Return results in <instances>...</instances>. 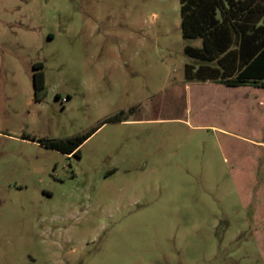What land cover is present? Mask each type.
<instances>
[{
  "label": "rangeland",
  "instance_id": "1",
  "mask_svg": "<svg viewBox=\"0 0 264 264\" xmlns=\"http://www.w3.org/2000/svg\"><path fill=\"white\" fill-rule=\"evenodd\" d=\"M186 45L179 0H0V264H264V90Z\"/></svg>",
  "mask_w": 264,
  "mask_h": 264
},
{
  "label": "trees",
  "instance_id": "2",
  "mask_svg": "<svg viewBox=\"0 0 264 264\" xmlns=\"http://www.w3.org/2000/svg\"><path fill=\"white\" fill-rule=\"evenodd\" d=\"M187 83H213L228 88L264 89V0H179ZM33 100L45 97L42 63L33 65ZM123 112L119 115L121 116ZM118 115L111 122H119ZM92 134V133H91ZM91 134L47 142L48 148L70 155ZM79 154V150L75 155Z\"/></svg>",
  "mask_w": 264,
  "mask_h": 264
},
{
  "label": "crops",
  "instance_id": "3",
  "mask_svg": "<svg viewBox=\"0 0 264 264\" xmlns=\"http://www.w3.org/2000/svg\"><path fill=\"white\" fill-rule=\"evenodd\" d=\"M213 84V83H212ZM216 85V84H215ZM220 86V85H219ZM264 90V89H263Z\"/></svg>",
  "mask_w": 264,
  "mask_h": 264
},
{
  "label": "flooded vegetation",
  "instance_id": "4",
  "mask_svg": "<svg viewBox=\"0 0 264 264\" xmlns=\"http://www.w3.org/2000/svg\"><path fill=\"white\" fill-rule=\"evenodd\" d=\"M51 149V148H50ZM63 154V153H62Z\"/></svg>",
  "mask_w": 264,
  "mask_h": 264
}]
</instances>
